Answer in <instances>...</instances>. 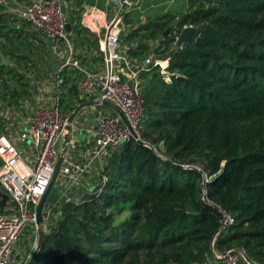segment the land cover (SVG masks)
<instances>
[{
	"label": "trees",
	"instance_id": "obj_1",
	"mask_svg": "<svg viewBox=\"0 0 264 264\" xmlns=\"http://www.w3.org/2000/svg\"><path fill=\"white\" fill-rule=\"evenodd\" d=\"M170 27L158 54L171 82L144 75L143 144L114 155L99 196L65 205L34 264H222L211 246L264 264V0H191L133 30V54ZM185 27L190 42L172 50Z\"/></svg>",
	"mask_w": 264,
	"mask_h": 264
},
{
	"label": "built area",
	"instance_id": "obj_2",
	"mask_svg": "<svg viewBox=\"0 0 264 264\" xmlns=\"http://www.w3.org/2000/svg\"><path fill=\"white\" fill-rule=\"evenodd\" d=\"M136 5L137 0H110V15L97 9L86 11L84 16L98 30V42L88 57L79 58L68 28L66 0H0L2 14L27 24V32L35 31L61 58L56 68L42 71L39 84L29 63L8 59L6 65L11 83L20 85L10 87L8 95L0 89V203L3 194L8 196L0 209V264H27L37 249L40 230L48 233L56 228L65 205L88 202L85 197L100 183L103 189L110 160L134 139L133 132L139 135L145 115L143 76L157 71L166 83L171 82V56L158 54L164 36L148 41L150 52L143 57L132 52L137 43H128L124 37L126 19ZM180 34L172 50H177ZM103 101L118 106L131 128ZM87 102L93 104L79 111L68 131L70 115ZM62 155L56 183L59 198L47 202L39 227L36 208ZM231 224L227 216L225 226ZM216 258L222 264H259L242 248Z\"/></svg>",
	"mask_w": 264,
	"mask_h": 264
},
{
	"label": "crops",
	"instance_id": "obj_3",
	"mask_svg": "<svg viewBox=\"0 0 264 264\" xmlns=\"http://www.w3.org/2000/svg\"><path fill=\"white\" fill-rule=\"evenodd\" d=\"M20 2H28L29 0H19ZM191 0H137V5L134 8V10L131 12L130 16L126 19V31H130L131 29H138L141 26L149 23L150 21H153L157 18L163 17L165 15H176V13L181 12L185 8L189 7ZM66 3L68 4V28L69 31H71L74 34V37L77 42V57L80 58V56L88 57L92 51L90 48H93L96 50L97 43L98 42V35L97 31H90V26L86 24V21H93L90 18H86L84 16L85 12L91 9H97L103 12H106L110 15V0H66ZM9 19V17H8ZM79 19V20H78ZM15 19H9L8 21H3L4 29H7L11 32H17L19 33V29H22L23 31H28L27 29L23 28V23H13ZM82 23V24H81ZM0 24V26L2 25ZM27 28V27H26ZM29 28V27H28ZM33 37L32 39L35 40V44L38 45L39 43L44 44L49 52L50 59L47 60L48 68H51L53 70L58 65L61 64V58L58 56H55L51 49L48 46V43L44 40L42 41L38 34L35 33V31L31 30L29 32ZM24 35L22 32H20V36ZM142 34V33H141ZM81 35V36H79ZM26 37V34L24 35ZM128 37V35H127ZM127 37L125 39H127ZM163 38V37H162ZM161 39L157 38V40ZM127 41V40H126ZM147 40L146 44L147 46L150 45ZM133 43V42H128ZM137 43V42H135ZM89 44V48H88ZM144 44V46H146ZM143 46V45H142ZM37 47V46H36ZM150 50L148 52H145L149 54ZM146 56V55H145ZM10 59V58H9ZM29 60L31 63L28 65L34 67L37 65V58L30 56ZM87 64H89L87 61H84ZM28 63V62H27ZM38 67V66H35ZM103 184L100 183V185L94 187V191L91 194H88L85 197V201H91L95 199V197L99 196Z\"/></svg>",
	"mask_w": 264,
	"mask_h": 264
},
{
	"label": "rangeland",
	"instance_id": "obj_4",
	"mask_svg": "<svg viewBox=\"0 0 264 264\" xmlns=\"http://www.w3.org/2000/svg\"><path fill=\"white\" fill-rule=\"evenodd\" d=\"M189 9H190V5H189V7L185 8L181 12L176 13V15H178L180 17L183 14L187 13ZM2 17L5 19L8 18L5 16H2ZM9 19H12V18H9ZM14 22L20 23L16 19L13 21V23ZM86 24H88L90 26V31H92V33L94 30L98 31L95 24H93L91 21H86ZM26 25L27 24H25V25L23 24L22 25L23 28L26 29V27H27ZM18 31H19V33L11 32V31H8L7 29H4V28L1 29V26H0V65L2 62L1 55L2 54L4 55V53L6 55L5 57L7 58V60L9 58H12V57L21 56V57H24L25 63L28 62V58L30 56L36 57L38 63L35 66H38V67L34 66L32 68H35L33 70L35 72L36 84H39L43 80V76H41L42 71H45L46 69L48 70L47 60L50 59L49 52L47 51L46 47H44L45 46L44 44L39 43L38 45H36L35 40L32 39L33 36L29 32L23 31L22 29H19ZM20 32H22L24 35L26 34V37L22 34L20 36L19 35ZM129 34L130 33L128 31H125L124 37H127V35H129ZM79 36H81V35H79ZM95 43H97V42H95ZM88 48H89V44H88ZM174 51H175V49H174ZM161 54H163V53H161ZM161 57H164V56L161 55ZM7 74H8V69L5 70V73L3 76H1V79L3 82H7L9 88L14 86V85H20L19 82H17V83L12 82L11 83L12 79H10V77H7ZM48 74H52V73L48 72ZM144 79H145V76H143V80ZM57 187L58 186L55 184V186L51 192V195H50V200H49L50 202H56L59 198ZM124 217H126V215H122V218H124ZM23 235L26 237L27 232H25ZM29 239H31V238H29ZM23 241H24V238H21L20 243L22 244ZM211 251L214 253L215 258H216V256H221L223 254V251L221 249H217L216 247L213 248L212 246H211Z\"/></svg>",
	"mask_w": 264,
	"mask_h": 264
},
{
	"label": "water",
	"instance_id": "obj_5",
	"mask_svg": "<svg viewBox=\"0 0 264 264\" xmlns=\"http://www.w3.org/2000/svg\"><path fill=\"white\" fill-rule=\"evenodd\" d=\"M171 31H172V28L171 27L168 28L163 36L164 37H168L170 35ZM195 31H196V28H194V27H185L181 31L180 37H179V39L177 41V44H176L177 49H182L183 46L188 44L190 42L191 36L195 33ZM1 60H2V62H1L2 66H6L8 64V60L3 54L1 55ZM92 104H93V102H87V103L79 105L74 110V112L70 115V117L68 119V123H69V125L67 126V130L68 131L71 130V124L73 123V121H74L76 115L79 113V111L82 108L90 106ZM103 105L106 106V107H109L110 109H112V110L116 111L118 114H120V116L123 118V120L129 126V128H131V126H130L125 114L121 111V109L118 106H116L115 104H113L111 102H108V101H103ZM133 136H134V139L136 141H138L140 144H143V142L141 141L139 135H137L135 132H133ZM66 141H68V137L67 136H66ZM62 161H63V155L59 158V160H58V162H57V164L55 166V171H54V174H53V177H52V181L50 183V186H49L47 192L42 197L39 205L36 208V222H37L39 227H42V225H43V222H44V220H43V210H44V207L47 204V202L50 200L51 192H52V190H53V188H54V186L57 183V180L59 178L60 170H61V166H62ZM7 200H8V196L3 194V201L0 203V209L3 208V206H4V204L6 203ZM39 235H40V237H39V243H38L37 249H36L35 253L33 254L32 258L30 259V261L27 264H34V262L36 260V257H37L38 253L40 252V250H41V248L43 246V243H44V240H45V238L47 236V233L44 230H40Z\"/></svg>",
	"mask_w": 264,
	"mask_h": 264
}]
</instances>
